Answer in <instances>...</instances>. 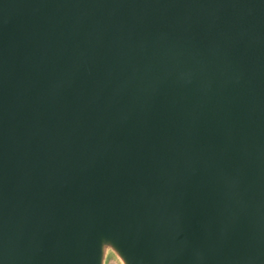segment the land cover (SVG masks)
<instances>
[{"label": "water", "instance_id": "water-1", "mask_svg": "<svg viewBox=\"0 0 264 264\" xmlns=\"http://www.w3.org/2000/svg\"><path fill=\"white\" fill-rule=\"evenodd\" d=\"M264 264V0H0V264Z\"/></svg>", "mask_w": 264, "mask_h": 264}, {"label": "rangeland", "instance_id": "rangeland-1", "mask_svg": "<svg viewBox=\"0 0 264 264\" xmlns=\"http://www.w3.org/2000/svg\"><path fill=\"white\" fill-rule=\"evenodd\" d=\"M109 264H116V262L113 261V260H111V261L109 262Z\"/></svg>", "mask_w": 264, "mask_h": 264}]
</instances>
